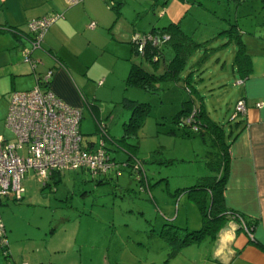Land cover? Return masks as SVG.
I'll return each instance as SVG.
<instances>
[{"label":"rangeland","instance_id":"1","mask_svg":"<svg viewBox=\"0 0 264 264\" xmlns=\"http://www.w3.org/2000/svg\"><path fill=\"white\" fill-rule=\"evenodd\" d=\"M114 9H121L115 22L124 31V48L128 52L135 31L160 29L172 20L179 21L180 29L192 40L202 43L188 57L182 74L189 72L186 86H194L197 102L203 104L207 115L220 127L216 132L205 129L203 134L183 133L182 127L173 121L179 101L187 97L181 81L160 82L155 92L132 85L126 88L123 79L131 61L141 59L130 54V61L116 59L119 63L115 67H103L113 60L111 49L117 43L110 34L102 35L97 43L105 46L94 47L100 50L98 59L103 64L93 67V82L101 86L99 83L104 78V88L99 90L98 101L94 99L90 103L99 104V122L106 125L109 134L122 146L104 136L99 122L88 110L81 115L82 144L93 141L101 145L103 141L116 160L128 158L129 164L121 169V175L111 172L102 183L97 182L99 175L92 178L86 170L77 173L66 170L61 180L49 184L28 172L22 179V197H3L0 202V217L6 229L5 246L13 264H202L209 254L213 241L207 237L181 247L176 256H168L170 248L158 236L161 225L158 215L168 207V212L175 216L172 225L187 227L188 231L202 227L198 203L206 208L209 205L207 185L202 181L217 174L223 158V145L213 136L224 131L221 135L226 142L228 128L233 123L229 117L232 112L234 118L239 114L234 104L239 99L245 100L236 101L240 84L235 81L239 74L233 65L239 49L235 42L243 44L248 53L260 50V42V46L264 45V8L260 0H124L111 11L115 12ZM109 30L114 33L112 27L106 32ZM170 49L164 47V59L157 65L145 59L142 65L161 72L172 56ZM254 58L257 60L259 56ZM14 68L10 64L0 67V139L12 138L5 127L8 99L15 90L28 88L27 76L18 80L12 77ZM113 98L114 104L110 102ZM125 98L150 104L143 124L127 130L125 141L134 146L125 144L123 138V121L130 113ZM124 146L130 151L126 153ZM138 162L144 170L138 177L147 175L148 179H136L134 166ZM156 168L168 172V182L150 178ZM130 169L132 174H128ZM195 185L202 187L194 190ZM167 202L169 205H164ZM143 207L147 212H143ZM168 230L173 231V227ZM3 249L0 245L2 262Z\"/></svg>","mask_w":264,"mask_h":264},{"label":"crops","instance_id":"2","mask_svg":"<svg viewBox=\"0 0 264 264\" xmlns=\"http://www.w3.org/2000/svg\"><path fill=\"white\" fill-rule=\"evenodd\" d=\"M114 1L117 4L115 6L124 3V0ZM108 6L103 0H82L76 4H67L65 0H0V67L8 64L10 67H16L11 72L16 80L20 76H27L28 88L23 90L33 88L37 84V77L52 69L50 88L66 103L80 108L81 115L88 110L98 123L99 104H91L90 100H97V97H100L99 90L104 88L102 86L104 78H100L101 84L100 80L98 81L101 86L93 82L95 78L93 67L103 64L98 59L100 50L95 49L94 45L101 46L97 41L102 35L106 36V33L110 34L111 39L117 43L111 49L113 60L110 59L108 65L105 64L103 67H115L119 63L116 59L125 58L130 61L132 60L130 54L134 55L131 44L129 52L124 48V31L115 22L119 19L121 9L112 12V8ZM57 14L59 16L49 24L44 33L41 47L33 48L27 23L33 19ZM90 22H94L92 27L88 26ZM110 27L114 30L113 34L111 30L106 32ZM25 50H29L30 60L24 56ZM4 55H7L6 59L3 58ZM255 55H258L259 59L256 60ZM251 56V70L248 76L242 81L238 75L235 80L240 84L236 101L244 98L247 109L238 117L231 118L233 123L228 128L236 135L232 139L227 136L229 161L223 199L226 208L236 210L245 217L255 220L256 226L250 236L237 222H227L211 243L209 254L202 264H264V50L260 48L254 54L251 53ZM104 73L108 74V72ZM11 81L13 83L14 79ZM170 82L173 81L168 83ZM107 94L109 95V92ZM113 94L114 91L110 92V97ZM9 100L10 98L8 104ZM110 102L114 104V98ZM204 110L206 112L205 107ZM81 119L82 117L78 128L80 134ZM105 129L107 131L106 127ZM107 135L109 137L106 138L109 140L115 139V136L108 131ZM88 143L86 145L88 144L89 149L97 147L93 141ZM106 150L109 156L115 159L111 150L108 148ZM124 151L130 149L124 146ZM115 161L121 162L116 159ZM167 173L161 168H156L150 178L159 182L165 179L168 182ZM146 177L148 179L147 175ZM60 178L61 173L53 172L48 184L55 183L61 180ZM164 205H169V202ZM167 209L168 207L163 208L162 215H158L161 222L166 218L169 220L175 218ZM143 212H147L144 207ZM8 253V256L4 255V262L0 260V264L10 262L9 257L12 255L9 251ZM177 254H180V250Z\"/></svg>","mask_w":264,"mask_h":264},{"label":"trees","instance_id":"3","mask_svg":"<svg viewBox=\"0 0 264 264\" xmlns=\"http://www.w3.org/2000/svg\"><path fill=\"white\" fill-rule=\"evenodd\" d=\"M103 1L107 2L109 7L116 8L115 5L117 4H115V1L112 4L106 0ZM260 4H261V8H264V0H260ZM115 11L117 12L118 9ZM48 17H52V16H48ZM90 23L88 26H90ZM46 29L42 33L43 35L40 39L39 45L37 46L38 48L41 47L42 39L44 37V33ZM224 31L228 32V30H224ZM135 33H138L140 39L142 38L143 40V50L138 51L139 39L132 37L130 44L133 53L135 56H138L141 59V61H137V62L136 60L131 61L129 72L124 80L126 83L125 84L126 87L132 85L133 87L142 89L144 91L155 92L158 91V89L160 88L159 86L160 82L168 83L169 81H173L174 83L178 84L180 83L179 81H181L182 87L184 91L187 93V97L179 101L178 103L179 108L177 109V112L173 116V121L176 122L180 127H182L183 133H185L187 136L189 134H196V133L203 134L205 132V129H208L212 132H216V130H218L220 127V125H218L219 123L217 124V122L212 120L207 115V113L204 110L203 104L197 102V99L194 96L197 95L194 86L192 87L190 85L186 86V83H188L187 81L189 80V76H190L189 72L187 74H182L188 57L192 54V52L197 50L202 45V43H197L196 41L192 40L190 36L184 33L179 27V21H170L167 26L162 27L160 29H155L153 27L150 31L146 33H140L135 31L133 35ZM34 38H35L34 34L31 33V41H30L31 44ZM235 43L239 46V49L237 50L236 61L234 62L233 65L243 81V78L245 76H248L251 70L252 56L251 53L247 52V49L244 48L243 44L237 41ZM260 45L259 47L261 48V50H264V45L262 46ZM166 46L171 47L172 56L168 62L164 63L161 72H157V71L155 72L154 69L153 70L146 69L145 66L142 65L143 59L150 62V64L153 63L154 66L157 65L160 59H164L163 49ZM28 60H30L29 57ZM49 70L51 71V73H53L52 69H48L45 73H42L37 77V82ZM48 84L50 85V79ZM125 100H126L125 104L130 109V113H129V117L125 121H123V127L125 131L123 138L125 144L129 146H134L131 143L125 141L128 134L127 130L130 126H135L138 128L140 125L143 124L145 116L148 115V109L150 104L147 102H140L136 99L125 98ZM233 115L234 112L230 115L229 119L233 118ZM98 125L100 129L103 130L104 136L107 137L108 135L105 129V125L101 124L100 122ZM222 133L225 134L224 131H222ZM222 133L220 132L218 134H214L213 136L214 140H218V141L220 140L221 144L223 145V153H222L223 158L219 166V169L217 171V174H215L214 176H206V178L208 179L202 181L204 186L207 185L205 190L209 194L208 208H206L205 205L198 203L202 214V222H203L202 227L196 230L188 231L187 227L181 228L172 225L171 224L172 221L167 218L163 222H161L160 228L158 230V236H161L169 246L170 251L168 253V256L170 257L175 256L181 247H184L185 245L190 244L194 241L201 240L202 238L208 237L209 239L214 241L217 238L219 231L229 221L237 222L239 226L243 228L250 236H251V232L254 230L256 226L255 220L245 217L236 210L228 209L224 205L223 190L228 176L229 138L230 139L234 138L236 133H232V131L228 129L226 135L229 138L228 137L226 138V142L222 140L224 139L222 138L221 135ZM110 140L114 142L117 146L118 145L121 146L116 138L115 139L110 138ZM87 145H84V147L89 149ZM101 145L102 146L97 145V147L100 146L105 150L108 160L111 163H114L116 167H114L113 169L100 171L95 175H92L88 170H86V172H89L91 174L92 178H95L98 175L100 176V178L97 179L98 183H102L103 181H105L106 180L105 177L108 176V174L111 172L113 174L115 173L116 175H121V169L124 170V167H127V165L129 164L128 162L129 159L121 162L115 161L114 158H111L109 156L106 148L104 147L103 141ZM132 166H134V164ZM134 168L136 169L135 177L140 181V179H143V177H145V176L140 178L138 177L140 171L143 170V166L138 162L135 163ZM79 170L84 171V169L69 170V171H79ZM65 171L66 170L54 171V172H58L62 174ZM132 172L133 170L130 169L129 173L132 174ZM145 179H147V177H145ZM48 180L49 178L47 179L45 184H48ZM201 187H202L201 185H195L192 186V189L195 190ZM146 219L149 222L151 221V219L148 217H146ZM166 226L168 227L166 228ZM170 226L173 227V231L168 230ZM152 230H155L154 227H152ZM181 232H184V234H182ZM170 233L171 235H169ZM2 248H4L3 249L4 254L8 256L9 253L6 249V246L4 245L2 246Z\"/></svg>","mask_w":264,"mask_h":264},{"label":"built area","instance_id":"4","mask_svg":"<svg viewBox=\"0 0 264 264\" xmlns=\"http://www.w3.org/2000/svg\"><path fill=\"white\" fill-rule=\"evenodd\" d=\"M65 1L76 4L82 0ZM58 16L37 18L27 23L28 32L35 36L33 48L39 45L42 33ZM93 25L91 22L90 26ZM133 38L139 39L138 51H142V38L138 33ZM24 56L28 59L29 50L24 51ZM51 75L49 70L33 88L15 91L10 97L5 127L12 138L0 139V198H21L24 192L22 179L29 171L47 180L54 171L84 169L95 175L116 167L108 160L102 145L93 149L83 146L78 129L81 110L66 103L50 88ZM235 107V112L245 113V100L239 99ZM5 235L0 217L1 246L6 244Z\"/></svg>","mask_w":264,"mask_h":264}]
</instances>
